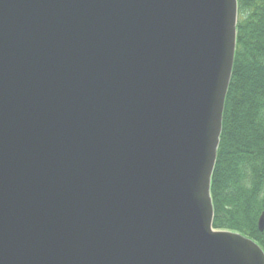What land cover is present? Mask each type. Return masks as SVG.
Segmentation results:
<instances>
[{
    "label": "water",
    "instance_id": "obj_1",
    "mask_svg": "<svg viewBox=\"0 0 264 264\" xmlns=\"http://www.w3.org/2000/svg\"><path fill=\"white\" fill-rule=\"evenodd\" d=\"M237 22L238 0H0V264H264L213 228Z\"/></svg>",
    "mask_w": 264,
    "mask_h": 264
},
{
    "label": "trees",
    "instance_id": "obj_2",
    "mask_svg": "<svg viewBox=\"0 0 264 264\" xmlns=\"http://www.w3.org/2000/svg\"><path fill=\"white\" fill-rule=\"evenodd\" d=\"M233 76L212 179L214 228L241 233L264 250V0H238Z\"/></svg>",
    "mask_w": 264,
    "mask_h": 264
}]
</instances>
